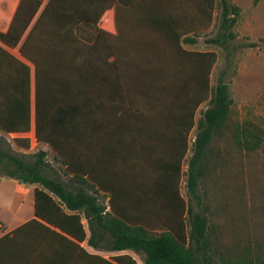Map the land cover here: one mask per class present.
Returning a JSON list of instances; mask_svg holds the SVG:
<instances>
[{"label":"trees","instance_id":"1","mask_svg":"<svg viewBox=\"0 0 264 264\" xmlns=\"http://www.w3.org/2000/svg\"><path fill=\"white\" fill-rule=\"evenodd\" d=\"M240 17L229 0H0V180L35 187L34 217L0 237V264H138L129 251L145 264H264V125L213 86L216 51L185 48L223 47ZM119 18L137 33L122 68ZM114 67L116 109L102 96ZM32 132L46 151L28 153Z\"/></svg>","mask_w":264,"mask_h":264},{"label":"rangeland","instance_id":"2","mask_svg":"<svg viewBox=\"0 0 264 264\" xmlns=\"http://www.w3.org/2000/svg\"><path fill=\"white\" fill-rule=\"evenodd\" d=\"M221 0H219L220 2ZM231 3L241 8V17L233 29L235 39L229 40L223 47L216 45L206 46L203 38L199 39L197 46H185L189 50H213L219 54V62L216 66L212 84L214 87L220 81H224L229 88L232 98L235 100L236 107L240 110L242 117H251L264 125V0H229ZM220 17V4L216 13V21L207 38H215L218 33V24ZM18 55V50H13ZM208 105L201 107L202 112L207 110ZM201 116L198 112L196 120ZM197 137V127L190 135V151L187 161L183 166L182 193L187 195V180L189 173V161L193 157L192 146ZM12 142V137H7ZM33 145L30 155L38 153L40 150H47V146L37 145L34 139V133L31 134ZM223 147V160L221 167L225 165L224 141L221 142ZM17 151L23 152L19 149ZM53 155L48 154V160L52 163ZM218 170L216 169V173ZM16 185L3 184L0 187V226L4 225L5 229L12 228L22 221L26 216L15 215L17 207L25 200L23 191L16 190ZM31 207L30 200H26L25 208ZM25 215V214H24ZM111 256L110 253H104ZM141 264L143 259L139 258Z\"/></svg>","mask_w":264,"mask_h":264},{"label":"crops","instance_id":"3","mask_svg":"<svg viewBox=\"0 0 264 264\" xmlns=\"http://www.w3.org/2000/svg\"><path fill=\"white\" fill-rule=\"evenodd\" d=\"M130 17H131L130 19L132 21L133 19H135L136 14L132 12ZM131 21L130 22L123 21L122 18H119L117 21H115V24H114V33H115L114 47H115V51L118 54L117 64L120 66V68H122L123 66H132L134 64V62H133V60L131 58L126 59L124 61L122 59V55H121V53L123 51L130 52L132 50V47L135 46V43H136L135 38H136L137 33L135 32V30L132 29ZM123 23H128L129 26L131 27V29H129L131 32H127V31L124 30L125 32L128 33L129 37L131 38V43H128V44H123V41L121 39V36H122V33H123V29L125 28ZM187 50H189V49H187ZM190 51H194V50H190ZM106 71H107V69H105V72ZM104 74H105L104 75V83H103L104 90L102 91V96H103V98H105V100L107 98L111 100V98H112L113 103L110 104V106L113 105L114 109H116V100H117V97H120V91L117 89L116 67H114V73L109 72V76L108 77L106 76L108 74H106V73H104ZM107 95H108V97H107ZM104 110H107L108 112H111V110L109 108L108 109L104 108ZM105 129H108V130L109 129H113V130H115V129H117V127H116L115 124H108L107 127H105ZM114 139L116 141V136L115 135H114ZM3 184L16 185L15 186L16 190L24 192V195L26 196L25 200L22 201V203H20V205L17 207V209H16L14 214L16 216L22 214V216L23 217L26 216V218L24 220H22V221H19V223L17 225H14V227H12V228L5 229L4 225H1L0 226V237H2L6 233L11 232L12 230H14L15 228L19 227L20 225L28 222L29 220H31L34 217V190H35V187L34 186H28L27 184L21 183L20 181H16L14 179H7V178H4V179L0 180V187ZM26 200H30V202H31V207L28 208V210H26V208H25ZM82 246L90 254L96 255V256H100V257H103V258H106V259H108L111 256L121 255L122 254V253H110L112 255L111 256H107L104 253H108V252L95 250L94 248H92L88 244V241H85L82 244ZM128 253L130 255H132V257H134L137 260L138 264H141V261H140L139 258H142L143 259V264H145L144 257H143L142 254H138V253L132 252V251H129Z\"/></svg>","mask_w":264,"mask_h":264},{"label":"water","instance_id":"4","mask_svg":"<svg viewBox=\"0 0 264 264\" xmlns=\"http://www.w3.org/2000/svg\"><path fill=\"white\" fill-rule=\"evenodd\" d=\"M21 183H23L22 181H20ZM24 184H27L26 182H24Z\"/></svg>","mask_w":264,"mask_h":264}]
</instances>
